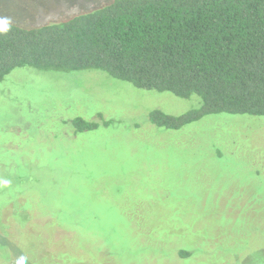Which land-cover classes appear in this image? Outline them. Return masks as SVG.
I'll list each match as a JSON object with an SVG mask.
<instances>
[{
	"label": "rangeland",
	"instance_id": "obj_1",
	"mask_svg": "<svg viewBox=\"0 0 264 264\" xmlns=\"http://www.w3.org/2000/svg\"><path fill=\"white\" fill-rule=\"evenodd\" d=\"M111 1L0 0V18L31 28ZM199 106L96 69H13L0 81V264H264V116L149 120ZM77 117L99 125L78 131Z\"/></svg>",
	"mask_w": 264,
	"mask_h": 264
},
{
	"label": "trees",
	"instance_id": "obj_2",
	"mask_svg": "<svg viewBox=\"0 0 264 264\" xmlns=\"http://www.w3.org/2000/svg\"><path fill=\"white\" fill-rule=\"evenodd\" d=\"M10 25L0 35V81L18 67L96 69L137 88L197 95L200 106L182 114L149 113L173 130L211 113L264 116V0H112L59 23Z\"/></svg>",
	"mask_w": 264,
	"mask_h": 264
},
{
	"label": "clouds",
	"instance_id": "obj_3",
	"mask_svg": "<svg viewBox=\"0 0 264 264\" xmlns=\"http://www.w3.org/2000/svg\"><path fill=\"white\" fill-rule=\"evenodd\" d=\"M11 29V25H10V22H9V18L7 17H3V18H0V35H3V34H7ZM25 260L26 258L21 255L17 261H16V264H25Z\"/></svg>",
	"mask_w": 264,
	"mask_h": 264
}]
</instances>
